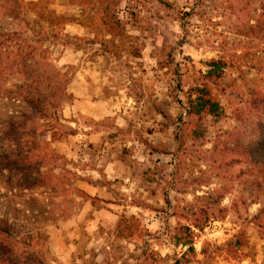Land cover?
<instances>
[{
  "label": "rangeland",
  "instance_id": "374dc122",
  "mask_svg": "<svg viewBox=\"0 0 264 264\" xmlns=\"http://www.w3.org/2000/svg\"><path fill=\"white\" fill-rule=\"evenodd\" d=\"M21 1L11 16L0 0V41L8 62L35 64L43 78L59 70L67 91L71 78L82 77L89 66L99 76L93 93L109 98V114L98 119L70 112L72 98L57 121L35 118L37 128L52 124L66 134L39 137L54 154L46 164L60 177L57 191L20 192L15 181L8 191L2 180L10 173L0 174L1 200L21 207L37 198L45 207L48 218L33 224L47 234L38 246L45 262H56L48 249L56 232L77 252L72 264H264V179L230 155L226 136L235 126L233 112L264 93V11L258 1L61 0L63 12L56 0ZM211 58L223 62L213 69V92L223 111L189 113L187 98ZM15 67L1 78L3 130L13 116L25 117L18 85L36 79ZM245 117L263 119L246 111ZM89 132H97L99 141L89 143ZM14 143L6 136L2 147L11 150ZM85 169L106 191H85L94 201L73 189ZM122 215L134 217L127 237L117 233ZM239 229L246 244L232 257L224 245ZM186 234L190 239L183 242ZM90 237L104 246L98 259L81 255Z\"/></svg>",
  "mask_w": 264,
  "mask_h": 264
},
{
  "label": "trees",
  "instance_id": "16d2710c",
  "mask_svg": "<svg viewBox=\"0 0 264 264\" xmlns=\"http://www.w3.org/2000/svg\"><path fill=\"white\" fill-rule=\"evenodd\" d=\"M257 1L264 11V0ZM21 5V0H4L1 7L4 8V15L14 16ZM2 43L0 41V87L4 81L1 79L2 75L7 70L14 69L15 66L16 71L30 75L26 79L38 73L39 68H36L35 64L29 65L26 60L21 63L18 61L15 66L14 63L8 62L3 55ZM222 63L220 59L215 58L206 62L208 66L206 72L202 74V79L195 84L193 92L187 98L189 113L194 110L195 113L203 112L211 116H220L222 113L223 108L219 98L213 92L218 77V74H213V69H219V64ZM31 82L28 86L18 85L19 88H24L19 94L20 100L27 107L24 119L13 116L7 130L2 129L0 122V174L4 171L10 173L7 175V180H2L8 191L15 188L12 181H15L20 192L32 191L40 187H50L53 191H57L56 187L59 186L60 177L54 175L50 171L52 168L48 169L46 164L47 158L54 157V154L47 147V143L39 137L48 132L51 139H61L66 134L57 132V128L52 124H47L48 128H37L34 120L38 118L57 121L62 104L70 100L72 94L66 90L68 81L67 79L62 80L59 70H56V73L49 78L36 75V79L33 78ZM253 96L250 104L233 112L235 126L226 133L230 143L227 145V150L232 157L235 156L237 160L247 163L251 174L257 172L264 179V93L257 92ZM245 111L248 117L256 116L263 119L247 121ZM31 120L33 124L30 123ZM44 124H39V126H45ZM28 125L34 129H29ZM6 136L14 140V149L6 150L2 147ZM25 139L27 141L23 142ZM73 189L83 198H91L92 201L96 199L79 187L73 186ZM1 208H3L2 212ZM44 208L37 198L22 202L21 207L11 200L0 198V264H47L43 251L38 247L41 241L42 243L47 241V234L39 226L33 225L34 222H39L41 217L48 218L44 216L46 212ZM19 218L21 220L17 222ZM133 219V216L122 215L120 217L117 222V233L120 236L132 235ZM27 225L31 228H27ZM184 238L183 242L190 239L189 236L187 238V234ZM245 244V231L239 229L224 246L228 254L236 257L237 252L241 251ZM207 249L208 243L204 245L200 253L205 255Z\"/></svg>",
  "mask_w": 264,
  "mask_h": 264
},
{
  "label": "crops",
  "instance_id": "0c3cea01",
  "mask_svg": "<svg viewBox=\"0 0 264 264\" xmlns=\"http://www.w3.org/2000/svg\"><path fill=\"white\" fill-rule=\"evenodd\" d=\"M65 1V0H64ZM61 0H56L55 6L61 9V12L63 8H65L66 4H62ZM68 26V25H66ZM76 25L71 26L70 29H76ZM65 31L67 29L65 28ZM88 65V62L86 63ZM92 69L87 66L83 76L77 79L71 78L70 84V92L72 94V101H71V107L69 108L70 112H80L83 113L85 116L93 119H98L101 117L106 116L109 114L108 112V102L109 98L105 96H99L97 93L96 95L93 93V83L99 80L98 74H93L91 71ZM87 129V128H86ZM85 137L89 143L95 144L100 139V135L97 132H89L85 134ZM83 176L79 181V187L82 188L87 193H96L99 192H106L105 188H99L100 182L98 181L96 176H94L93 171L85 169L83 172ZM107 177L111 178L112 174L108 173L106 174ZM101 238V237H100ZM49 254L50 256H53V258L56 260L55 264H72V259H76L75 257L77 255V252H73L72 248L67 247V243L69 245V239L66 237L57 236L56 232H53L50 235L49 238ZM88 241V240H87ZM95 242V243H93ZM71 244V243H70ZM93 244H96L94 247ZM72 245V244H71ZM101 240H95L93 237L89 238V241L87 242V245L84 246L85 249L83 252H81V255L84 257L94 256L96 259H98L100 256L104 255V249L102 246ZM70 246V245H69ZM106 247H108L106 245ZM98 248V249H97ZM94 250V251H93ZM82 264H88V263H82Z\"/></svg>",
  "mask_w": 264,
  "mask_h": 264
}]
</instances>
